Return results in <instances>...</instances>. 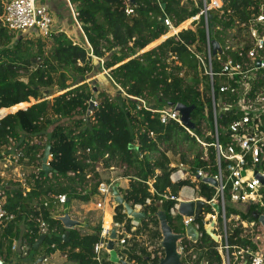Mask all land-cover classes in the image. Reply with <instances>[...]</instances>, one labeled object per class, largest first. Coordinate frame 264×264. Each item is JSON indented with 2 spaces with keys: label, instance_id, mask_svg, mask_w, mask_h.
I'll list each match as a JSON object with an SVG mask.
<instances>
[{
  "label": "trees",
  "instance_id": "obj_1",
  "mask_svg": "<svg viewBox=\"0 0 264 264\" xmlns=\"http://www.w3.org/2000/svg\"><path fill=\"white\" fill-rule=\"evenodd\" d=\"M71 1L87 40L81 44H75L64 32H55L48 39L50 48L46 50L47 43L41 36L34 40L24 38L23 33L10 31L0 19V118L14 107H23L31 99L36 101L0 120V148L9 143L8 135L13 134L18 142L16 148L24 154L20 163L28 167L38 165L36 172L28 173L29 192L7 190V208L17 218L0 231V248H6L5 255L1 253L5 256L2 261L9 264L16 255L11 250V240L20 238L29 254H36L43 247L45 255L59 252L65 257V264H115L109 254L97 259L95 245L101 241V223L88 229H72L66 240L63 238L66 229L54 219L57 213L53 200L46 207L43 205L50 195L65 194L69 202L102 198L98 191L102 181L100 172L115 167L128 180L126 188H118L119 194L133 208L141 207L140 211L146 215L134 225L122 205L112 209L113 223L125 232L120 235V239L125 238V244L116 248L117 255L127 263L159 264L164 254L160 220L166 221L174 234L184 232L183 224L173 221L171 209L176 201L169 197H178L183 187L191 185L188 178L171 181L177 167L172 166L170 153L179 158V164L187 165L193 175L198 169L214 171L212 148L208 159L201 160L203 152L195 137L174 121L163 124L160 115L153 111L176 104L193 107L190 117L196 135H201L204 122L211 121L209 79L190 50L202 52L206 45L205 18L200 17L195 31H183L160 43L161 36L167 32L161 18L167 15L179 25L200 12L203 0H161V4L137 0L133 17L124 13V0ZM222 1L221 9L208 13V25L210 38L224 45L232 30L242 36L259 12L262 0ZM3 14L4 0H0V18ZM155 41L160 44L142 52ZM215 69L219 70L217 63ZM102 71H107L108 89L115 91L114 96L94 81L85 82ZM45 92L60 94L46 99ZM229 96L233 100L237 98ZM134 98L144 100L149 109H139ZM90 101L97 102V106L87 116ZM236 119V110H227L218 116V126L225 129ZM220 129L222 141L226 142V135ZM33 137L47 140L30 144ZM131 144L138 147L137 152L129 148ZM47 145L51 146L50 172L42 168L41 162ZM198 186L199 197L206 201L214 197L213 187L201 181ZM38 202L48 228L43 244L35 250L33 245L42 235L28 216ZM207 211L214 214L210 206ZM254 211L264 210L246 206L242 212L230 204L226 207V219L235 215L240 222L259 225L253 217ZM33 216L36 218L37 213L33 212ZM218 220L222 229L221 215ZM20 222L26 227L23 234L18 227ZM231 222L230 227L227 224L229 245L249 246L252 252H257L256 245L241 238L244 231L241 223ZM196 223L200 239L193 243L184 238L181 247L189 248L200 263L222 264L218 251L220 240L215 241L205 232L202 217ZM110 224L107 211L104 226ZM213 233L218 236L221 231ZM142 236L148 239L142 240ZM234 250L230 248V257Z\"/></svg>",
  "mask_w": 264,
  "mask_h": 264
},
{
  "label": "built area",
  "instance_id": "obj_2",
  "mask_svg": "<svg viewBox=\"0 0 264 264\" xmlns=\"http://www.w3.org/2000/svg\"><path fill=\"white\" fill-rule=\"evenodd\" d=\"M65 1L69 6L73 20L83 33L81 25L78 22V12L75 5L71 0ZM154 1L161 4V0ZM124 2V13L129 17L135 16L133 4L129 0H124ZM222 5V0H203V7L200 12L188 19L190 23L184 29H181L180 26L185 21L179 25H175L169 16L164 15L161 18L162 23L167 28V32L164 34L165 40L169 37H176L183 31H195L200 17L203 16L205 18L206 45L202 52H198L194 48H190V50L199 61L203 74L209 79L212 105L210 123L204 122L201 135H196L192 129L182 122V113L178 108V104L153 111L160 115V120L163 124L174 121L181 125L191 136L195 137L203 152L201 160L208 159L210 148L214 151L215 163L213 165V172L198 169L196 175H193L187 165L179 164L181 168L188 169L190 173L187 170L183 171L178 168L171 174V180L172 182L187 178L195 180L197 181V191L199 190L198 182H203L202 180L205 178H212L216 182L217 185L215 187L210 183L203 182L214 188L215 195L210 201L204 199L206 206L201 211L200 218H203L205 226L208 222L210 224L214 222L212 227L213 232L221 231V234L218 235L221 242L218 251L223 259L222 264H264V228L260 223L258 225L256 223L241 222L244 229L241 238H247L248 241L258 247L257 252H252L249 246L240 248L229 245L227 222L230 219H226V207L228 203L234 208L237 205H241L244 207H263L264 210V182L261 180V178L264 179V0L261 1L260 10L254 19L250 21L248 28L244 32L245 34L238 36L235 29L232 30L224 45L218 42L220 51L214 54L212 40L216 39H211L209 35L208 13L213 9H221ZM0 19L10 31L16 34L33 32L43 38H50L55 32L65 33L63 28H55L52 13L48 5L41 0H4V14ZM240 26L241 28L245 27L244 25ZM83 37L87 42L84 33ZM73 42L77 43L75 40ZM216 63L219 66L218 71L215 69ZM216 80L219 83H216ZM217 95H221V98L218 99ZM229 95H236L237 98L233 100ZM134 99L138 101L139 109H149L144 100L140 98ZM94 105L97 106V102H94ZM232 109H235L236 113H238V119L231 122L227 128L221 130L217 122L219 114ZM205 117L208 118L207 113ZM219 129L226 135V142L222 141ZM207 138H210L211 141H208ZM12 140L8 136V141L12 142ZM13 144L14 147H10L11 145L8 144L3 145V151L0 152L3 160L8 161L9 164L7 165L13 167V172L16 174L13 183H17L16 186L3 180L0 183V231L6 229L17 218L16 213L10 212L6 205L7 190H9L7 187H18L24 194L30 191L31 183L29 182V176L23 172L24 164L20 163V159L23 158L24 154L22 149L16 148L17 143L13 142ZM30 144L33 143L30 142ZM50 158L51 156H49V160ZM208 167L210 168V166ZM115 185V181L102 179L98 186L102 200L107 199V195H111L114 201L112 188ZM169 198L176 201L174 207L171 209L173 221H180L184 226L183 235L185 239L195 243L187 237L186 227L193 224L199 230L198 224L193 216H183L179 213V205L185 200L175 196H170ZM49 200H53L55 209L65 205L68 201L65 194L50 195L43 203L45 207L49 204ZM147 202L149 203V200ZM213 202L220 204L219 215L222 218V229L217 219L219 215L215 213L212 206ZM96 206L102 209V201H99ZM208 206H210L214 214L208 213ZM33 208V212L37 213V217L34 218L33 212L27 216L29 219H33L39 233L44 235L47 233L48 225L41 217V202L35 203ZM262 214H264V211ZM115 225L118 226V224ZM111 228L108 230L102 228L101 241L95 245L98 260L102 255L109 254V250L106 247ZM249 228L253 230L251 236L245 233ZM199 233L201 235L200 230ZM116 242L119 246L124 245L125 238L120 239L119 237ZM180 243L178 247L181 254L180 264H188L186 254L184 253L188 252L191 254V251L187 247H181ZM230 248L235 249L231 257L229 254ZM11 250L19 258L23 257L25 259L30 255L26 249V245L20 238H13L11 240ZM191 256V264H205L200 263L192 254ZM0 264H4L1 259ZM36 264H50V259L44 255L41 261Z\"/></svg>",
  "mask_w": 264,
  "mask_h": 264
},
{
  "label": "water",
  "instance_id": "obj_3",
  "mask_svg": "<svg viewBox=\"0 0 264 264\" xmlns=\"http://www.w3.org/2000/svg\"><path fill=\"white\" fill-rule=\"evenodd\" d=\"M136 1L137 0H129V2L133 5L136 3ZM212 45H213L214 54L217 51H220V46H219V43L217 40H212ZM147 50H144L143 52H145ZM33 104L34 103L28 104L27 107L21 108L18 110H25ZM94 106H95L94 102L90 101L87 116H89L91 114ZM178 108L182 113V122L187 127H189L190 129H194L195 125L191 121V117H190V115L193 111V107L186 106L184 104H178ZM17 111H15V112H17ZM129 148L136 151V152L138 151V147L136 145L131 144L129 146ZM50 151H51V146L47 145L45 147L44 155H43L42 160H41L42 168L46 172H50L52 170L51 167H49ZM261 180H262V182H264L263 178H261ZM202 181L206 182V183H210L214 187L217 185L216 182L213 181L212 178H205ZM118 188H119L118 184L112 188V193L114 196V202H115L116 206L122 205L125 209V213L127 214V216L132 218L134 223L139 224L141 222V220L146 217L145 213H143L141 211H137L130 204L126 203L124 201L123 197L119 194ZM7 189H9V190L17 189L18 190L19 188L8 186ZM70 206H71L70 202L68 201L64 207L62 215L54 216V219L59 221L63 225V227L66 229V232L63 235V238L66 240L68 239V234H69L70 230L87 227L86 222L78 221V220H75L71 217ZM205 206H206V201L204 199H197L195 201H187V202L183 201L179 205V213L183 216H193L195 221H198L200 219L201 211L203 210V208ZM212 206L214 208L215 213L217 215H219L220 204L217 202H213ZM253 217L264 228V214L259 213L257 211H254ZM160 224H161L160 230L162 233L161 246L164 249V257L161 258L159 264H180V255H177V252H176L177 251V242L182 241L185 238V236L183 234H174L172 232L171 228L169 227V225L167 224V222L164 220H160ZM213 225H214V222H212L209 226H205L204 229L208 235H210L215 241H218L219 237L215 233H213V231H212ZM186 235H187V237H189L194 242H197L201 237L199 230H197L193 224L188 225L186 227ZM117 239H118L117 227L114 226L111 229L109 239L107 242V247H106V249L109 250L110 260L115 264H133V263H127L125 260L118 257L117 252L115 250V245H116ZM43 242H44V235H42L34 243L33 248L35 250H38V248L43 244ZM41 259H42V257L38 259V262H40Z\"/></svg>",
  "mask_w": 264,
  "mask_h": 264
},
{
  "label": "rangeland",
  "instance_id": "obj_4",
  "mask_svg": "<svg viewBox=\"0 0 264 264\" xmlns=\"http://www.w3.org/2000/svg\"><path fill=\"white\" fill-rule=\"evenodd\" d=\"M69 15H70V18H69V21H68V24H67V28L69 27V30L70 31H72L73 33H74V35L73 36H71L77 43H82L83 42V40H84V37H83V33L81 32V30L78 28V26L76 25V23H75V21L73 20V18H72V16H71V14H70V12H69ZM54 19V18H53ZM55 21V20H54ZM55 23H56V21H55ZM189 23H190V21L189 20H187L186 22H184L183 24L185 25V26H188L189 25ZM57 26H55V28H56ZM54 28V29H55ZM243 34H245V33H243ZM23 35H25V37L24 38H27V39H31V40H34V39H36V38H38V37H40L38 34H35V33H33V32H27V33H23ZM41 38H43V37H41ZM43 39H45L44 41H46V43H47V48H46V50H49V48H50V40H48L49 38H43ZM165 39H162V41H164ZM161 43V42H160ZM160 43H158V42H154V43H152L150 46H148V47H146L144 50H150V49H152V48H154L155 46H157L158 44H160ZM143 50V51H144ZM108 74H107V71H102V72H100L98 75H95V76H91V77H89L85 82H95V83H97V85H98V87L100 88V89H107L108 91H109V93L112 95V96H114L115 95V91L114 90H109L108 88L110 87V85H109V80H108V76H107ZM84 82H81L80 84H83ZM200 88H202V86H200ZM60 94V92L59 93H51V94H49L48 92L46 93L45 92V96H46V99H52L53 97H55V96H57V95H59ZM36 101H33V99H31V101H30V103H28V104H32V103H35ZM27 106V104H25L23 107H18V109H20V108H25ZM12 109V108H11ZM16 107H14L9 113H8V115H10L11 113L13 114L15 111H17L18 109H16ZM8 115H6V116H4L3 118H5V117H7ZM219 116H220V114H219ZM2 118V119H3ZM8 123V122H7ZM207 126V125H206ZM221 130H222V128H221ZM7 135V134H6ZM13 135V134H12ZM12 135L10 136V135H8L11 139H13L12 140V142H9L8 144L9 145H11L10 147H14V144H13V142L16 144V143H18L17 141H16V138L15 137H12ZM15 140V141H14ZM47 139H46V137H33V138H31L30 139V142L31 143H34V142H40L41 144L42 143H44L45 141H46ZM3 148L4 147H2V148H0V152H2L3 151ZM8 148V147H7ZM14 149V148H13ZM0 175H1V179H3V180H5V181H8V183L10 184V183H13V179L15 178V176H16V174L13 172V167H11V166H9V165H7V164H9L8 163V161H4L3 160V156H1L0 155ZM170 157H172V159H173V163H176L177 164V166H178V168L179 169H182L183 171L184 170H187L189 173H190V171L188 170V169H184V168H181L180 166H179V158L176 156V157H174L171 153H170ZM37 168H38V165H37V163H35V164H33V165H31L30 167H28L27 165H24L23 166V172L25 173V174H27L28 175V173L30 172V171H35V170H37ZM121 172V171H120ZM107 181H110V180H107ZM196 195V194H195ZM110 198H111V195H107V199L108 200H110ZM97 200H101L100 199V197H94V202H99V201H97ZM71 204L72 205H81V206H79L78 208H77V210L79 211V213H82L83 215H81V216H79L80 218H82V219H79V220H81V221H83L84 222V220L85 221H87V219H89L94 225H97V224H99V223H101L102 224V218H103V216H104V214H103V212H102V210H100V208H97V207H95L94 209H96V210H93V211H91V212H88L87 213V206H84L80 201H71ZM71 205V206H72ZM227 205H230V203H228ZM116 206V204H115V202L113 201H110L109 203H108V206H107V209L106 210H108L109 212L114 208ZM237 210H239V211H244L245 209H246V207H244V206H241V205H237L236 207H235ZM135 209L137 210V211H140L141 210V207H135ZM62 210H64V208L62 209ZM111 213H112V211H111ZM87 215H88V217H87ZM218 219V218H217ZM230 222L231 221H235L236 222V225H239L241 222V220L239 219V217L238 216H235V215H232L231 217H230V220H229ZM227 222V224H228V226L230 227L231 225H232V222H231V225H230V222ZM212 223V222H211ZM217 223H218V220H217ZM210 225V223L208 222L207 224H206V226H209ZM102 226H103V224H102ZM114 226V225H113ZM160 226H161V224H160ZM111 227V226H110ZM102 228H104V227H102ZM247 235H249V236H251V234L253 233V230L252 229H247L246 230V232H245ZM254 237V236H253ZM142 240H147L148 239V237H146V236H142V238H141ZM148 243V242H147ZM180 243V242H179ZM179 243L177 242V252H179ZM160 244H161V242H160ZM117 247H119V245L117 244V246H116V248ZM44 250V248L43 247H41V249L38 251V253H41L42 251ZM263 250H264V246H263ZM35 254V253H34ZM36 254H37V252H36ZM184 254H186V253H184ZM60 255V254H59ZM187 256V255H186ZM60 257L61 256H57V258H58V260L56 259V260H53V262H51V263H53V264H63V262H64V259L65 258H63V256H62V258L60 259ZM163 257H164V254H163ZM162 257V258H163ZM186 261H187V263L188 264H191L192 263V259L190 258V256H188L187 258H186ZM32 263V262H31ZM65 264V263H64Z\"/></svg>",
  "mask_w": 264,
  "mask_h": 264
},
{
  "label": "crops",
  "instance_id": "obj_5",
  "mask_svg": "<svg viewBox=\"0 0 264 264\" xmlns=\"http://www.w3.org/2000/svg\"><path fill=\"white\" fill-rule=\"evenodd\" d=\"M42 2H44L45 4H47L48 5V7H49V9H50V11H51V13H52V15H53V18H54V20L56 21V23H55V21H54V26H57L56 28H63V30L65 31V33L68 35V37H70L72 40H74L71 36H73L74 35V33L72 32V31H70L69 30V27L67 28V24H68V21H69V18H70V15H69V12H70V10H69V6H68V4H67V2L65 1V0H46V1H44V0H41ZM186 22V21H185ZM183 27H187V26H185L184 24H183ZM143 52V51H142ZM172 166L173 167H177V169H178V166H177V164L176 163H173L172 164ZM12 167V166H11ZM100 174H101V178L103 179V180H112V181H115V183H116V185L118 184V186L119 187H123V188H126L127 187V185H128V180H126V179H124L123 177H122V175H121V172H120V170L119 169H117V168H115V167H112V168H110V169H105V170H101V172H100ZM182 175V174H181ZM2 177H0V183L2 182V180L3 179H1ZM189 179V178H188ZM182 180H184V179H182ZM3 181H5V180H3ZM172 181V180H171ZM191 181V185L190 186H186V187H183L182 189H181V191L179 192V198L180 199H182V200H185V201H194V200H197V199H202L201 197H199L198 196V191H197V189H196V183H197V181H195V180H190ZM196 194V195H195ZM101 200H97V201H102V203H103V207H102V209H100V210H102V212H103V214H104V216H105V213L108 211V210H106L107 209V206H108V203L110 202V201H112L113 202V199L112 198H110V200H108V199H104V200H102V198H100ZM84 206H87V213L88 212H91V211H93V210H96V209H94L95 207H97L96 205H97V203L98 202H94V198L92 199V200H90V201H88V202H81ZM66 205V204H65ZM65 205H63V206H59V207H57L56 209H55V213H57L55 216H59V215H62V213H63V208L65 207ZM70 205H72L71 204V202H70ZM79 206H81V205H72V206H70V215H71V217L73 218V219H75V220H78V221H81V220H79V219H82V218H80L79 216H81V215H83L82 213H79V211L77 210V208L79 207ZM137 207H139V206H137ZM62 211V212H61ZM112 211V210H111ZM111 211L109 212V214H110V221H112V224H110V226L111 227H114V226H116L114 223H113V218H112V213H111ZM61 212V213H60ZM104 216H103V218H102V224H103V226L102 227H104ZM87 217H88V215H87ZM83 222V221H82ZM84 222H86L87 223V227H85V228H89L90 226H93L94 224L89 220V219H87V221H85L84 220ZM134 225H138V224H136V223H133ZM114 225V226H113ZM18 227H19V229H20V233L21 234H23L24 232H25V229H26V227H25V224L24 223H22V222H20V223H18ZM110 227V228H111ZM117 227V236H118V238L120 237V235H125V232H124V230L122 229V227L121 226H116ZM77 229H83V228H77ZM112 229V228H111ZM21 236V235H20ZM126 237H129V235H126ZM180 242V241H179ZM178 242V243H179ZM117 242H116V245H115V250H116V246H117ZM6 251V248H5V246H4V248H0V259L1 260H3L4 259V255H5V252ZM1 253H3V254H1ZM186 253V255L187 254H189V256H190V258L192 259V256H191V254L190 253H188V252H185ZM60 253L59 252H56V253H54L53 255H45L44 254V251H42L41 253H37V254H30L29 255V257L28 258H25V259H20L19 257H18V255L16 254V255H13V257L9 260V264H36L37 262H38V259L40 258V257H42V256H48L49 257V259H50V264H53V263H51V262H53V260H58V258H57V256H61L60 257V259L62 258V255H59ZM180 256H181V254H180ZM119 257V256H118ZM63 258H65V257H63ZM32 262V263H31ZM65 263V259H64V262H63V264Z\"/></svg>",
  "mask_w": 264,
  "mask_h": 264
},
{
  "label": "bare ground",
  "instance_id": "obj_6",
  "mask_svg": "<svg viewBox=\"0 0 264 264\" xmlns=\"http://www.w3.org/2000/svg\"><path fill=\"white\" fill-rule=\"evenodd\" d=\"M180 28L181 29H184V28H186V27H183V24L180 26ZM162 39H165V35H163L162 37H161V39H160V42H162ZM104 228L105 229H110V226H104ZM177 252V251H176ZM177 255H180V253L179 252H177Z\"/></svg>",
  "mask_w": 264,
  "mask_h": 264
},
{
  "label": "clouds",
  "instance_id": "obj_7",
  "mask_svg": "<svg viewBox=\"0 0 264 264\" xmlns=\"http://www.w3.org/2000/svg\"><path fill=\"white\" fill-rule=\"evenodd\" d=\"M203 199V198H202Z\"/></svg>",
  "mask_w": 264,
  "mask_h": 264
}]
</instances>
